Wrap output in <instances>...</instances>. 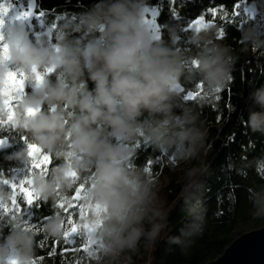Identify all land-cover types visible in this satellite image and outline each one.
<instances>
[{
  "label": "clouds",
  "instance_id": "9594fccd",
  "mask_svg": "<svg viewBox=\"0 0 264 264\" xmlns=\"http://www.w3.org/2000/svg\"><path fill=\"white\" fill-rule=\"evenodd\" d=\"M149 10L148 0H95L75 15L58 14L34 36L23 10L0 0V45H7L0 86L10 72L23 82L11 105L0 96V129L18 142L5 158L18 162L21 173L0 172V264H44L37 234L64 240L71 224L57 202L71 206L74 193L80 213L74 235L87 244L86 264H132L142 247L160 240L177 204L187 220L178 234L166 235L167 243L187 253L203 235L210 168L201 109L232 79L241 53H264V28L251 19L239 25L237 48L217 40L211 22H187L185 30L186 20L176 18L158 29ZM253 12L264 14V0H251ZM190 88L194 96L186 103ZM247 100L244 122L264 136V84L252 86ZM142 144L179 171L173 202L160 174L136 163ZM41 155L51 163L38 169L33 162ZM21 182L38 203L50 205L35 228L22 209L5 212L11 185ZM247 203L253 219H264V182L248 189Z\"/></svg>",
  "mask_w": 264,
  "mask_h": 264
},
{
  "label": "trees",
  "instance_id": "16d2710c",
  "mask_svg": "<svg viewBox=\"0 0 264 264\" xmlns=\"http://www.w3.org/2000/svg\"><path fill=\"white\" fill-rule=\"evenodd\" d=\"M95 0H12L13 5L27 7L33 5L38 13H43L46 25L50 27L60 13L75 15L87 9ZM149 6L155 8V20L159 28L169 19L183 18L187 22L202 17L204 23L217 25L216 39L239 47V25L249 19L264 28V14L258 13L249 18L241 10V0H148ZM251 3V0H244ZM211 9H216L213 13ZM197 25V24H196ZM186 43V41H182ZM264 84V53L252 50L241 53L234 66L232 79L217 94L213 103L201 109V115L209 128L206 161L210 175L206 178L205 204L206 226L201 237L191 246L187 253L179 247L169 245L167 234H178V228L187 220L179 204L169 214L168 228L160 240L153 246L142 247L139 255L132 257V264H206L218 257L229 243L240 234L264 226V219H253L248 211V189L264 182V136L251 132L246 123L249 101L247 95L252 86ZM91 87V84L89 85ZM191 91V88L189 89ZM190 103L191 100H186ZM178 111V109H177ZM6 127V126H5ZM0 137H7L10 146L0 150V172L12 177L20 167L18 162L6 159V154L18 147L11 130L0 129ZM151 161V164H148ZM51 161L47 164V166ZM136 163H144L150 171L160 174L164 183L163 192L171 203L179 191L177 178L179 171L173 172L163 155L153 156L151 148L140 145ZM44 167V165H42ZM17 203L23 209L24 216L33 223H41L49 214L50 205L34 201L27 206L22 194L17 192ZM68 207L63 201L57 205ZM77 203L73 199L70 213H78ZM13 208L12 203L8 209ZM6 213L8 211H5ZM66 217L68 213H65ZM78 215H73V221ZM38 259L44 264H86L81 254L84 248L78 237L73 241H49L37 234Z\"/></svg>",
  "mask_w": 264,
  "mask_h": 264
},
{
  "label": "water",
  "instance_id": "95a60500",
  "mask_svg": "<svg viewBox=\"0 0 264 264\" xmlns=\"http://www.w3.org/2000/svg\"><path fill=\"white\" fill-rule=\"evenodd\" d=\"M149 18L155 21L159 29L151 8ZM186 100H191V98H186ZM2 138L4 142L0 143V150L10 146L9 139ZM206 264H264V226L240 234L225 247L218 257Z\"/></svg>",
  "mask_w": 264,
  "mask_h": 264
},
{
  "label": "snow or ice",
  "instance_id": "6c2138e0",
  "mask_svg": "<svg viewBox=\"0 0 264 264\" xmlns=\"http://www.w3.org/2000/svg\"><path fill=\"white\" fill-rule=\"evenodd\" d=\"M32 9H33V5L29 4L28 9L26 11H23V15L25 17L29 18L32 15ZM5 11H7V9H5ZM210 11L215 13L216 9H211ZM41 15H43V13H38L37 14V16H41ZM155 15H156V13H153V16H155ZM202 19H203L202 17H198V18L192 20L190 22V24H197V22L199 20H202ZM6 49H7V45H0V53L5 52ZM49 71H50V69H49ZM8 76H9L8 82H11L16 89L17 88H19V89L23 88V82H22V80L19 77L16 76L15 72L8 73ZM37 78L39 79V74H38ZM193 96H194V93L192 91H188L187 97L191 98ZM8 103H9L8 100L5 101V104H8ZM29 148L30 149H36V146L35 145H29ZM29 154L32 155V152L30 151ZM49 162H50V158L49 157H47L45 155H41L39 157V160L38 161H34L33 163H34V166L39 169V168L42 167V165H44V167H46ZM148 164H151V161H148ZM11 187L13 188V190H16L18 185L12 184ZM18 191H19L20 194H22L23 201H24V203L27 206H32L34 201L37 199L33 195L31 189L24 186L23 182H21V184L19 185ZM16 196H17V192L14 191V195H13V199H12V205H13V208H16L19 211V210L23 209V207L19 203H17ZM73 198H74V200L76 199V194L75 193L73 194ZM57 206L63 207L62 205H59V204ZM70 207L71 206L64 207L65 213H68V215H67L68 222L71 224L70 229L65 233V239L69 240L70 242H74L73 241V235L76 233L78 226L73 221V215H78L79 216L80 213L79 212L75 213V214L70 213ZM76 207H78V205H76ZM5 211H9V209L5 208ZM30 226L35 228V225H30ZM80 243H81V247L84 248V250H85L87 248V244L82 243V242H80Z\"/></svg>",
  "mask_w": 264,
  "mask_h": 264
},
{
  "label": "rangeland",
  "instance_id": "374dc122",
  "mask_svg": "<svg viewBox=\"0 0 264 264\" xmlns=\"http://www.w3.org/2000/svg\"><path fill=\"white\" fill-rule=\"evenodd\" d=\"M249 5H250V3H243V5H241V10L249 18L250 17L251 18L257 17L258 13H256V12H253V13H251V15H249ZM13 9L14 10L21 9L23 11H26L28 9V5H27V7H23L21 5L20 6L13 5ZM155 12H156L155 8H152V13H155ZM45 21H46V18L44 17V15L37 16V12L34 9H32V15L29 18H27L25 23H26L27 27L32 31L33 35L36 36V35L43 34L45 29L49 28L46 25ZM201 22H203V20H199L197 22V25H199ZM49 39H51V36H49ZM15 91H16V88L13 86V84L11 82H8L6 85L0 86V96H5L6 99L9 101L10 105L14 101V97L12 96L11 93H13ZM20 175H21V173L18 170L15 174H13V176H15V177H19ZM18 189H19V185H18L17 189L14 191L19 192Z\"/></svg>",
  "mask_w": 264,
  "mask_h": 264
}]
</instances>
